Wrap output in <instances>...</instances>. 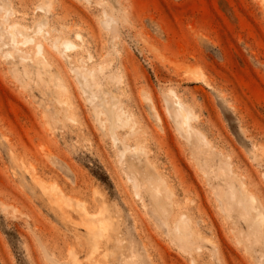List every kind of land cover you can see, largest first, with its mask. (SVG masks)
Returning a JSON list of instances; mask_svg holds the SVG:
<instances>
[{
	"label": "rangeland",
	"instance_id": "rangeland-1",
	"mask_svg": "<svg viewBox=\"0 0 264 264\" xmlns=\"http://www.w3.org/2000/svg\"><path fill=\"white\" fill-rule=\"evenodd\" d=\"M0 264H264V0H0Z\"/></svg>",
	"mask_w": 264,
	"mask_h": 264
},
{
	"label": "bare ground",
	"instance_id": "bare-ground-1",
	"mask_svg": "<svg viewBox=\"0 0 264 264\" xmlns=\"http://www.w3.org/2000/svg\"><path fill=\"white\" fill-rule=\"evenodd\" d=\"M13 35V34H12ZM27 38V37H26ZM14 39V38H13ZM64 45L67 47V48H69V47H72L73 46V44H71V43H69V42H67V41H65L64 42ZM37 54H40L41 53V51H42V46L40 45V44H37Z\"/></svg>",
	"mask_w": 264,
	"mask_h": 264
}]
</instances>
